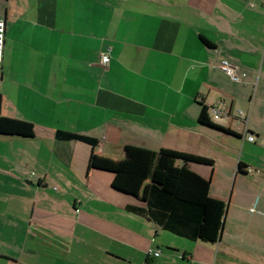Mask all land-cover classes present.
Here are the masks:
<instances>
[{"label":"crops","instance_id":"obj_1","mask_svg":"<svg viewBox=\"0 0 264 264\" xmlns=\"http://www.w3.org/2000/svg\"><path fill=\"white\" fill-rule=\"evenodd\" d=\"M0 18V114L34 128L0 134V264H264V0H0ZM125 145L213 160L190 167L229 199L217 243L169 237L87 169Z\"/></svg>","mask_w":264,"mask_h":264},{"label":"trees","instance_id":"obj_2","mask_svg":"<svg viewBox=\"0 0 264 264\" xmlns=\"http://www.w3.org/2000/svg\"><path fill=\"white\" fill-rule=\"evenodd\" d=\"M0 134L31 138L34 128L29 121L0 114ZM56 136L91 146L98 143L94 137L66 130L56 131ZM123 153L122 158L113 159L91 152L87 169L111 172V186L115 190L144 202V205H127V210L191 241L217 243L220 240L227 204L210 195V178L190 167L191 163L212 166V159L169 148L151 150L134 145H125ZM244 166L239 162L237 170L244 172ZM146 255L159 256L147 252Z\"/></svg>","mask_w":264,"mask_h":264},{"label":"built area","instance_id":"obj_3","mask_svg":"<svg viewBox=\"0 0 264 264\" xmlns=\"http://www.w3.org/2000/svg\"><path fill=\"white\" fill-rule=\"evenodd\" d=\"M5 29V22L4 19L0 18V61L2 59V51H3V45H4V30ZM109 60L108 55L103 54L100 56V63L106 64ZM218 68L233 82H242L243 79L246 77V72L241 71L238 67V65L226 60L221 59L218 63ZM211 113L212 117L214 119H219L222 116H226L228 114V108L223 104H215L211 107ZM237 114L242 116L244 119L246 117L245 112L240 109H237ZM242 132L243 135L246 136V138L249 141L254 140V135L252 133H249L247 129V120H244V124L242 126ZM147 254L158 256L160 254V249L158 248H147L146 249Z\"/></svg>","mask_w":264,"mask_h":264},{"label":"rangeland","instance_id":"obj_4","mask_svg":"<svg viewBox=\"0 0 264 264\" xmlns=\"http://www.w3.org/2000/svg\"><path fill=\"white\" fill-rule=\"evenodd\" d=\"M228 200H229V199H227V200L225 201L226 204H227V210H228ZM226 213H227V212H226ZM163 233H165V234L168 235L169 237H171V236H172L173 238L177 237V236H173L174 234H170V232H163ZM175 239H178V240H179L180 238H175ZM163 249H164V252L168 250V249H166L165 247H163Z\"/></svg>","mask_w":264,"mask_h":264}]
</instances>
